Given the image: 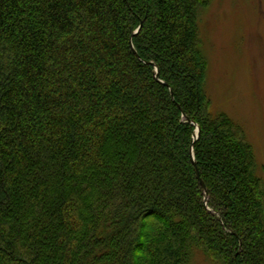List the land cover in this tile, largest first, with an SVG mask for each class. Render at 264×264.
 Listing matches in <instances>:
<instances>
[{"label":"trees","instance_id":"obj_1","mask_svg":"<svg viewBox=\"0 0 264 264\" xmlns=\"http://www.w3.org/2000/svg\"><path fill=\"white\" fill-rule=\"evenodd\" d=\"M209 2L0 0V264H264L254 148L205 92Z\"/></svg>","mask_w":264,"mask_h":264},{"label":"rangeland","instance_id":"obj_2","mask_svg":"<svg viewBox=\"0 0 264 264\" xmlns=\"http://www.w3.org/2000/svg\"><path fill=\"white\" fill-rule=\"evenodd\" d=\"M211 112L241 125L264 179V0H210L199 22ZM194 264H218L196 255Z\"/></svg>","mask_w":264,"mask_h":264},{"label":"water","instance_id":"obj_3","mask_svg":"<svg viewBox=\"0 0 264 264\" xmlns=\"http://www.w3.org/2000/svg\"><path fill=\"white\" fill-rule=\"evenodd\" d=\"M141 28H142V23H141L140 27L135 31L134 36L137 35V34L140 32ZM155 78L158 80V69H157V68H156V70H155ZM199 135H200V128L197 127V131H196V133H195V135H194V138H193V140H192L191 153H192L193 163H194V165H195L196 172H197V178H198V181H199V183H200V185H201V187H202V189H203V191H204V193H205V201L207 202V199H208L207 188H206V186H205V183H204L203 180L201 179V176H200V173H199V169H198V167H197V163H196V161H195L194 153H193L194 144H195V142L197 141V139L199 138Z\"/></svg>","mask_w":264,"mask_h":264}]
</instances>
